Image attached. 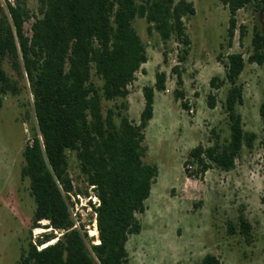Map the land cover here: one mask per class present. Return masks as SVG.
Listing matches in <instances>:
<instances>
[{"label": "trees", "instance_id": "trees-1", "mask_svg": "<svg viewBox=\"0 0 264 264\" xmlns=\"http://www.w3.org/2000/svg\"><path fill=\"white\" fill-rule=\"evenodd\" d=\"M229 11L227 41L230 45L245 26L238 25L237 13L252 1L261 7L263 0H219ZM0 15V107L6 94L20 93L18 81L4 70L9 59L18 75L26 78L32 95L35 131L23 151L22 178L29 180L34 201L30 231L48 229L27 241L21 251V264H129L126 248L129 237L141 230L137 214L145 211V202L156 181L157 166L144 162L145 128L153 116L155 91L165 90L166 73L156 71L154 83L142 87L143 108L137 121L131 120L127 96L129 85L148 57L146 47L133 26L136 18L147 23V33L155 31L165 50L169 41L178 45L179 63L171 70L178 86L182 84L180 63L187 59L191 40L184 19L195 12L188 0H38L32 13L23 0H5ZM264 11L263 9L261 10ZM33 18L30 34L24 24ZM248 62L264 69V27L255 30ZM221 58V56H219ZM225 79L229 83L225 97L229 138L211 146L197 144L184 164H195L189 177H201L212 167L228 171L243 146L251 148L256 133L245 131L236 106L243 102L238 78L245 66L241 53L227 55ZM92 70L102 81L97 87ZM217 76L209 80L219 88ZM181 107L189 109L184 94L175 89ZM121 99L103 113L102 99ZM207 103L215 106V95ZM264 137V84L259 105ZM68 153H73L85 189H76L69 173ZM93 194V195H92ZM72 195H84L96 222L99 242H93L79 213L73 212ZM96 201L92 202L91 198ZM264 202V197L262 198ZM42 221H46L42 224ZM228 231L239 232L251 241V225L238 217V226L227 223ZM53 241V242H52ZM200 264H222L207 253Z\"/></svg>", "mask_w": 264, "mask_h": 264}, {"label": "rangeland", "instance_id": "rangeland-1", "mask_svg": "<svg viewBox=\"0 0 264 264\" xmlns=\"http://www.w3.org/2000/svg\"><path fill=\"white\" fill-rule=\"evenodd\" d=\"M32 13L38 11V0H23ZM195 12L184 19L191 40L187 59L180 63L182 84L176 83L173 65L179 63V45L169 41L164 60V46L158 34L147 33V23L136 18L133 26L146 47L147 61L136 72L129 85L127 116L137 121L143 108L142 87L154 83L156 71L166 73L165 90L155 91L156 129L153 123L146 127L144 162L157 166L156 181L145 202L146 209L137 214L141 230L127 241L129 264H200L207 253L219 258L222 264H264V137L259 116L262 100L264 69L248 62L252 53L251 39L255 30L264 27V0L261 7L252 1L237 13L238 25L245 26V36L239 41L235 32L232 43L227 41L228 8L219 0H188ZM6 11L5 0H0V15ZM33 18L24 24L30 34ZM238 52L245 66L238 78L242 86L243 102L236 106L242 117L245 131L254 132L257 138L251 148L242 147L234 167L225 171L212 165L201 177H189L184 161L189 150L197 144L211 146L229 138L225 97L229 83L225 79V61L228 54ZM221 56V58H219ZM4 70L18 81L20 93L6 94L0 107V264H21V251L31 238L48 229L30 231L34 201L29 192V180L22 178V151L30 142L36 121L32 95L25 76L11 67L9 59L3 62ZM217 76L223 83L219 88L209 84ZM92 81L97 87L102 81L92 70ZM183 92V101L189 109L181 107L175 89ZM209 93L215 95V106L207 103ZM121 99H102V110L118 105ZM69 173L76 189H85L73 153H68ZM93 195V194H92ZM84 195H72L73 212L80 215L88 232L95 226L94 215ZM92 202L96 199L93 196ZM251 225V241L239 232L228 231L231 221L238 226V217ZM45 224L46 221H42ZM42 230V231H41ZM89 235L91 236L90 232ZM94 236V241L96 240Z\"/></svg>", "mask_w": 264, "mask_h": 264}, {"label": "crops", "instance_id": "crops-1", "mask_svg": "<svg viewBox=\"0 0 264 264\" xmlns=\"http://www.w3.org/2000/svg\"><path fill=\"white\" fill-rule=\"evenodd\" d=\"M156 117H157V115H156V111H155V106H154V111H153V116H152V118L150 119V121L148 122V125L146 126V127H149L152 123H153V127L156 129V126H158V122L156 121ZM146 129V128H145ZM192 149V148H191ZM190 149V150H191ZM189 150V151H190Z\"/></svg>", "mask_w": 264, "mask_h": 264}, {"label": "bare ground", "instance_id": "bare-ground-1", "mask_svg": "<svg viewBox=\"0 0 264 264\" xmlns=\"http://www.w3.org/2000/svg\"><path fill=\"white\" fill-rule=\"evenodd\" d=\"M41 229H43V228H41ZM89 232H90L91 236H96L97 237L95 242L98 243L99 239H98V230H97L96 224H95V226L93 228H90Z\"/></svg>", "mask_w": 264, "mask_h": 264}, {"label": "built area", "instance_id": "built-area-1", "mask_svg": "<svg viewBox=\"0 0 264 264\" xmlns=\"http://www.w3.org/2000/svg\"><path fill=\"white\" fill-rule=\"evenodd\" d=\"M183 168L185 171H187L189 173V172H193L195 170L196 166H195V164L192 165L190 163H187V164H184Z\"/></svg>", "mask_w": 264, "mask_h": 264}, {"label": "water", "instance_id": "water-1", "mask_svg": "<svg viewBox=\"0 0 264 264\" xmlns=\"http://www.w3.org/2000/svg\"><path fill=\"white\" fill-rule=\"evenodd\" d=\"M95 224H96V222H95Z\"/></svg>", "mask_w": 264, "mask_h": 264}]
</instances>
